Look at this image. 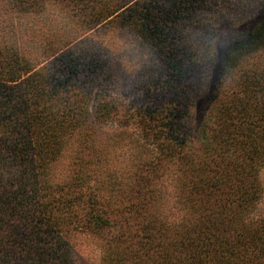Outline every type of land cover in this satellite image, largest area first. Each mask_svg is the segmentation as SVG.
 <instances>
[{
  "label": "trees",
  "instance_id": "obj_1",
  "mask_svg": "<svg viewBox=\"0 0 264 264\" xmlns=\"http://www.w3.org/2000/svg\"><path fill=\"white\" fill-rule=\"evenodd\" d=\"M216 2L0 0V14L13 22L39 16L48 5L85 15L89 28L112 17L160 56L164 79L150 85L151 106L141 104L132 112L151 132L163 159L177 162L181 175L189 177L179 181L181 200L189 195L194 202L179 209L190 217L174 228L144 199L114 210L91 194L78 218L83 192L58 183L53 169L70 135L88 121L90 69L64 50L70 41L59 40L52 49L55 64L33 71L25 50L4 44L0 30V264H73V232H109L110 215L125 210L149 217L140 236L118 235L123 251L110 249L102 264H264V213L254 204L261 193L255 176L264 167V62H250L264 53V11L230 39L220 66L223 75L235 76V89L219 93L198 126L203 156L191 147L188 108L203 95L193 80L211 56L208 46L193 48L187 27L206 22L203 11ZM91 73L100 76L96 69ZM115 104L97 105L94 113L104 114Z\"/></svg>",
  "mask_w": 264,
  "mask_h": 264
},
{
  "label": "rangeland",
  "instance_id": "obj_2",
  "mask_svg": "<svg viewBox=\"0 0 264 264\" xmlns=\"http://www.w3.org/2000/svg\"><path fill=\"white\" fill-rule=\"evenodd\" d=\"M263 11L264 0H218L203 11V16L208 18L206 22L187 27L193 35L190 39L194 42L193 48L200 50L208 46L211 53L210 64L200 78L193 80L194 85L202 88V98L191 100L188 108L191 147L199 155L203 156V150L198 126L219 93L230 95V89H235L232 87L235 76L223 75L220 61L229 49L233 34L248 27L250 23L247 22L256 21ZM7 16L0 14V19L4 20L0 27L4 44L16 43L24 49L33 71L47 70L55 64L54 58L58 55L52 57V49L59 40L70 41L64 50L90 69L88 76L93 81L94 90L88 121L83 129L70 135L53 169L58 183L74 185L77 192H83L85 201L78 205V218H83L92 194L99 197V205L105 203L109 205L108 209L114 210L130 206L136 200L141 203L144 199L148 207L156 208L157 205L156 210L171 227L185 222L190 216H182L179 209L192 206L194 202L189 195L186 200H181L185 196L179 187L183 176L178 163H167L163 159L164 153L158 150L151 132L134 120L132 112L141 104L151 106L149 95L154 92H150V85L154 82L159 85L164 79L160 56L112 17L110 21L89 28L85 15L80 16L70 8L57 5H48L39 16L23 15L18 22ZM197 52L200 55V51ZM251 60L253 65H261L264 53ZM92 69L100 72L98 78L92 75ZM110 101L116 103L113 108L107 105L104 114L94 113L97 105L103 106ZM255 177L261 193L254 204L256 210L264 213V167ZM138 192L140 197L136 194ZM148 217L132 216L125 210L122 214L110 215L114 228L111 227L109 232L76 230L69 239L73 246V264H102L110 249L118 247L117 251H123L118 235L126 239L140 236L139 227Z\"/></svg>",
  "mask_w": 264,
  "mask_h": 264
}]
</instances>
